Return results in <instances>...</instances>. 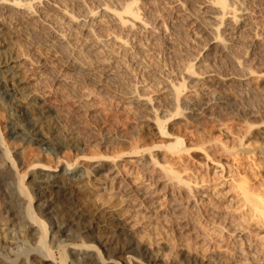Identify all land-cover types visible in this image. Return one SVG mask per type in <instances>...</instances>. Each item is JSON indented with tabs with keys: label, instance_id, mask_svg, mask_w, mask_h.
Returning <instances> with one entry per match:
<instances>
[{
	"label": "rangeland",
	"instance_id": "obj_1",
	"mask_svg": "<svg viewBox=\"0 0 264 264\" xmlns=\"http://www.w3.org/2000/svg\"><path fill=\"white\" fill-rule=\"evenodd\" d=\"M19 1L26 3L19 6L10 0H0V13L3 15L0 14V22L4 19L3 26L8 29L7 35L18 51L22 74L28 77L30 87L53 112V119H56L60 130L74 132L72 134L81 140L82 147L87 142H98L103 150L114 140L123 141L125 145L126 140L122 136L125 131L140 129V126L146 137L159 140L154 120L156 116L158 119L166 118L173 109L183 106L181 115L168 117L165 127L166 132L171 134L181 130L184 141L187 144L192 142L188 144V153L182 152L178 156L179 153L165 148H152V152L157 151V162L148 158V150L125 152L116 157H80L85 165H93L96 169L99 165L100 171L84 175L81 184L74 187L78 209L87 213L97 208L98 211L116 215L128 228L133 240L137 241V247L147 249L153 258L164 264L176 261V250L187 252L190 264H264V228L258 229L254 222H251V227L255 228L253 233L245 228V224L239 227L237 223L243 222L237 219L238 213L225 207L229 203L234 206L229 181L239 172V175L248 174L246 177L255 186L260 182L264 187V161L257 149V153L248 154L240 151L243 147L237 146V136L245 128L243 116H264V0H226L230 12L224 15L215 0ZM130 1L134 2H131L132 8L139 18L137 15L135 20L124 14L125 23L117 12L122 11L125 3ZM232 6L236 7V17ZM188 66L194 72L187 70ZM180 81L184 88L176 102L172 100L176 95L174 85ZM148 96L152 99L149 100ZM94 114L100 122L102 118L110 119L104 126L109 128L105 130L101 126L104 129L102 133H98L93 123ZM220 117L233 120L224 127ZM109 122L114 123L113 127ZM248 132L257 134L258 141L264 139L261 137H264V122L252 126ZM170 133L160 139H173ZM2 136L6 139L8 135L2 131ZM198 139L204 142L200 140L202 148L207 151L199 147ZM12 143H9L11 158L14 157L13 147H22V143ZM222 143L231 146L239 157L224 151ZM258 144L254 141L248 148H256ZM28 147L23 151V162L18 163L20 160L14 159L15 166H19L17 171L25 174L24 181H29V174L40 167L31 168L29 165L32 155L39 154V149ZM208 152H213L215 161ZM163 157L175 163L176 169L182 170L181 176L187 174L199 180L197 185L190 184L195 195L189 194L187 186L179 188L163 176L160 170ZM8 164L10 160L0 155V168L8 169ZM5 194L6 190H0L1 211V197ZM210 194L218 198L224 208L218 210L208 203L207 195ZM46 198L50 200L51 195H46ZM197 209L203 214V223L223 230L221 233L227 243H213L210 239L212 230L205 229L203 223H197L192 218ZM1 211L0 226H4L8 218ZM228 214L236 220L231 222ZM215 215L216 221L211 222ZM196 229L200 231L198 236ZM206 232H209V238L203 237ZM254 232L259 235H254ZM218 239L221 241L220 237ZM218 244L224 247L220 248ZM226 244L229 247H225ZM129 250L114 251L108 264H129V260L131 264H147L148 260L144 257L142 260L140 253L137 255L138 251L133 253L130 250V253Z\"/></svg>",
	"mask_w": 264,
	"mask_h": 264
},
{
	"label": "bare ground",
	"instance_id": "obj_2",
	"mask_svg": "<svg viewBox=\"0 0 264 264\" xmlns=\"http://www.w3.org/2000/svg\"><path fill=\"white\" fill-rule=\"evenodd\" d=\"M10 1H12L14 4H17L19 6L24 5L26 3V2H21L19 0H10ZM133 1H130V3L132 2L134 4V2H136V1H134V2ZM215 2L219 5L220 9L222 10L223 15L225 13L230 12V11L228 12V10H227V8H229L230 6H229V4H227L226 0H215ZM130 3L129 4H128V2L125 3V5L122 7V11L117 12V15L119 16L120 20H122L123 22L125 21V23L127 21L123 19L124 14H126V15L134 18V19L137 18V15H138L137 11L133 9L134 7L132 8V3L131 4ZM232 8H233V6H232ZM234 8H236V7H234ZM233 9H232V13L234 14L235 9L234 10ZM6 10H8V9L6 8ZM229 10H230V8H229ZM32 11H33V9H32ZM112 11H114V10L112 9ZM8 15H6V16H8ZM234 16H235V14H234ZM138 18H139V15H138ZM3 20H2V22H3ZM128 21H129V19H128ZM2 22H0V153H1L0 155H3L4 158H6V160L9 159L10 165L8 164V166H9L8 169L7 168H0V190H6L5 196L1 197L2 198L1 202L3 205L2 210L4 211L5 214H7V218H8L7 220L9 222L8 223L7 220L5 219L6 222H4V224H3L4 226H2V224L0 226V264H108L111 260L112 253L114 255V251H124L125 249H127V251L130 249V250H132L131 252H133L134 250L138 251L137 255H138V253H140V255L142 256V260H144L143 257L146 258L148 260L147 264H164L161 261L156 260L155 257L153 258L147 249L137 247V246H139V245H137V241L133 240L132 236L129 235L128 228L122 224V222L119 220V218L116 215H114L112 213L107 214L108 212L106 213L105 211H104L105 213L98 211L97 208H96V210L94 208H93L94 210H92L90 208L91 210H90V212H87L88 214L84 213V211L81 212V210H79L77 207L78 203L76 201V197H75L76 192L74 193V187L79 183L81 184L83 177H85L84 175L88 176V174L90 172H94L95 170L100 171L99 165H98L99 168H98V166H96L97 169L93 165H92L93 167L91 165H88V164L85 165L84 164L85 162L83 163V161H81L80 157H88V158H96V157H103V156H105V157H116V156H119L125 152H139V151L148 150L149 151V155H148L149 157L148 158L156 160V162H157V154H156L157 151L155 153L152 152L153 151L152 148L153 149L154 148L156 149V147L160 148V149L165 148L167 151H170L172 153H176V154L179 153L178 156H180V154L182 152L188 153V151H189L188 149L190 147V145H188V144L190 142H188V144H187L186 141H184V137L182 136V134H180L181 130H180V132H179V130L178 131L176 130L175 132H177V133H175V134L173 131L171 134L169 131L170 129L168 130L169 132H166V127H165V122L168 119V117L176 116L179 114L181 115L182 111H180V110H182L183 106L182 107H176L175 110L173 109L174 111L173 110L171 111V109H170L171 112L168 113V116H166V118H164L165 116H163L162 118L158 119L156 116V118L154 120H155L156 128H157L156 135L159 136V140L157 138H154V137L153 138L156 140L146 137L147 135L144 133V131L141 130L142 126H140L141 127V128L139 127L140 129L137 128L136 130L133 129V130L125 131V133L122 135L126 140L125 145L122 144L123 141H122V143H119V142H115V140L114 141L110 140L113 142H110L109 145L104 144L105 147H103V148H106V149L102 148L103 150H101V146H99L98 142L93 143V144H91V142L90 143L87 142L88 144L85 147H82L83 145L81 146V140L78 139L76 135L74 136V134H72L74 132L65 131L66 129H63L64 131L60 130L58 123L55 121L56 119L55 120L53 119L54 118L52 116V115H54L53 112L50 110L49 107L44 105L41 98L39 96H37L36 92L33 91L34 89L32 88V86L30 87V82L27 80L28 77L26 78L25 77L26 75L22 74L21 65H20L21 62L19 61L20 56L18 57V55H17L18 51L15 49L13 41H11L9 35H7L6 30H8V29H6L3 26ZM130 25H132L131 21H130ZM212 38H214V37H212ZM219 38H221V37H219ZM220 42H222V41H220ZM224 42H226V41H224ZM18 45H19V43H18ZM19 48H21V46ZM111 50H113V49H111ZM63 53H64V51H63ZM78 57H80V56H78ZM232 57H233V55H232ZM186 69L189 70L190 72H194V71H192L191 66H188ZM246 71H248V70H246ZM23 73H25V72L23 71ZM106 75H107V73H106ZM181 81H180V83L178 82L179 83L178 85H174V91H175L176 95H175V99L173 98L172 100H176V102L179 100L178 99L179 93L184 88V84L181 83ZM102 83H104V82H102ZM76 88H77V86H76ZM133 92H134V90H133ZM135 94H137V93H135ZM144 94H146V93H144ZM137 95H139V94H137ZM147 95H148V93H147ZM237 95H238V93H237ZM143 97H145V95H143ZM148 99L150 100V99H152V97L148 96ZM44 102H46V101L44 100ZM126 103H128V102H126ZM169 103H170V101H169ZM173 106H174V104H173ZM167 107H168V104H167ZM89 108H91V107H89ZM184 108H185V106H184ZM256 109L258 110V107ZM112 111L113 110L111 109V112ZM116 113L117 112H115L114 114H116ZM107 115H109V114H107ZM94 116H95V114H94ZM107 117H109V116H107ZM225 117H223V118L220 117L219 119H220L221 123L224 125V127L225 126L227 127L231 118H229V117L225 118ZM114 118H115V116H114ZM107 120L109 121L110 119L106 118L105 120H103V118H102V121L100 122V118L97 119V117H96L93 120L94 125L97 126L96 130L98 131V133L99 132L102 133V130H104L106 128V127L104 128V126L108 122ZM111 120H113V119H111ZM232 120H233V118H232ZM238 120L240 121V119H238ZM120 122H122V121H120ZM217 122H219V121H217ZM242 122L244 123V126H245L244 129L245 130L242 128L244 131L242 130V132L240 134H238V136H237L238 137L237 138L238 139V142H237L238 145L237 146H240L241 148L243 147L242 149H240V151H245L248 154L256 152L255 149H257V152L260 156V159H262L264 161V139H260V141H258L259 138L257 137V134H255V133L250 134L248 132V130L252 126L257 125L258 123H263L264 122V116L262 115L259 118L258 117L250 118L248 116H243ZM239 123H241V122H239ZM108 124H110V125L112 124V127H113L114 123L109 122ZM139 124H138V126H139ZM102 125H103L104 129L101 128ZM112 127H111V129H112ZM107 128H109V127H107ZM168 128H169V126H168ZM170 128H173V127H170ZM74 129H75V127H74ZM2 131L6 132V134L8 135L7 136V138H8L7 142H9V143L13 142L14 143L16 141V142H19V145H20V143H22L21 148H18L20 146H17V147L14 146L13 147V150H14V157L13 158H11V155L9 153V147L11 145L9 146V143H7L5 141L7 138L5 139V137L2 136ZM168 133H170V135L174 136V138L171 140L169 139V141H167L165 139L164 140L160 139L164 135H167ZM261 137L264 138L262 135H261ZM91 139H93V138H91ZM214 139H216V138H214ZM89 140H90V138H89ZM200 140L198 139L197 142L199 144V147L202 148V142L203 141L201 140L202 142H200ZM204 140H205V138H204ZM210 140H212V139H210ZM254 141L255 142L257 141V143H259L258 146L255 145L256 148L253 146L254 147L253 149L255 151L253 149H250L252 146L250 148H248ZM183 143H185V144H183ZM193 144L195 145L196 143H193ZM245 144L247 147L244 148ZM182 145H184V146H182ZM222 145L224 146L223 147L224 151H226L229 155H231V154L235 155L236 154V156L239 157L237 155V151H234L233 148H230L231 146H228L229 147L228 148L227 146H225L227 144L222 143ZM28 146L29 147L34 146L35 148L39 149V151H37V152H39V154H35V152L33 153L35 155H32V157L29 161V165H31V168H32V166L36 167V165H40V167H39V169H35V170L32 169L33 171L29 174V177H30L29 181L28 180L24 181V175L25 174H23L24 172L20 173L17 171L16 168L19 166H15L14 159L17 158L16 160H18V161L20 160L18 163L23 162V160H24L23 159V153H24L23 151L24 150L26 151V149H27L26 147H28ZM204 146L205 145H203V147ZM202 149H204V148H202ZM202 149H200V150H202ZM205 149H204V151L208 150V149H206V150ZM212 153L208 152V154H211V156H210L211 159L213 158ZM208 154L206 153L207 157H209ZM238 154H239V151H238ZM254 155H253V157H255ZM50 156H52V157H50ZM250 157H252V156H250ZM213 159L215 161V158H213ZM162 160H163L162 161L163 164L160 166L161 167L160 170H162L163 176H165L167 178V180H170L171 183L173 181L174 182L173 184H176L177 186H179V188L182 185L187 186V188L191 192V193L189 192V194L195 195V193H194L195 191L193 189V186L191 187L190 184L193 182L194 185H197V184H199V180L197 181L194 178H193L194 179L193 180L187 174L185 176H181L182 170L179 171L180 169H178V168L176 169L174 166L175 163L174 164L170 163V161H168L167 158L164 159V157L162 158ZM174 160H175V158H174ZM179 160H180V158H179ZM235 161H236V159H235ZM96 164H97V162H96ZM218 164H220V163H218ZM185 168H188V167H185ZM184 172H183V174H184ZM239 173L237 175H239ZM94 174H95V172H94ZM237 175H235V176H237ZM235 176L232 177V179H230L231 181H229V182H231V183H229V185H230V190H232L233 199H234V204H233L234 206L233 207H232V205H230V203H229V206L223 205L222 202L218 198H215L211 194L207 195V197L209 198V199H207V201L210 204L212 203L213 205L212 204L211 205L215 206L216 209H218V210L221 208H224L223 206H225L228 209L230 208V212H233V213L237 212L238 213L236 216L237 219L239 218L243 222V223H241L240 221L239 222L237 221L238 222L237 225H239V227H241L243 224H245L244 225L245 228L246 227L249 228L248 230H250V232L252 231L251 233H253L255 228H252L253 226L251 224H253V223H251V222H254V224H256L257 227L259 226L258 229L261 227L264 228V187L262 188L263 183L259 182L257 184L258 186H255V184H253L252 182H250L248 180V178L245 176V174L244 175L240 174L238 177H235ZM230 178H231V176H230ZM93 185H94V183L92 184V186ZM217 193L218 192H216V194ZM48 194L51 195L50 200H48L46 198V195H48ZM2 195H4V194H2ZM223 195L224 194H222V196ZM106 200H107V198H106ZM108 200H109V198H108ZM82 205H84V204H82ZM198 209H200V208H198ZM198 209H197V212L194 213L196 215L193 214L192 218H194L195 221H197V223L198 222L203 223L204 222L203 221V214ZM3 211H1V212H3ZM233 213H231V214H233ZM0 216L2 217V215H0ZM230 216L231 215H229V218H231ZM212 217L211 218L213 220L211 219L212 220L211 222H215L216 221L215 220L216 215L212 216ZM194 219H192V220H194ZM230 220H231V222H234L236 219L232 216V218ZM140 221H142V219ZM219 223H221V222H219ZM240 224H241V226H240ZM207 225H208L207 222L202 224V226L205 229H208L209 231L212 230L210 232L211 233L210 239L213 240V243L215 245H217L216 242L219 243V242L224 241V243H227V242H225L226 239L224 238V235L221 233L223 231L222 229L217 230L214 228L215 226L211 227L214 229H211L210 225L209 226H207ZM212 226H213V224H212ZM244 226H242V227H244ZM193 228H195V227H193ZM222 228H224V227H222ZM229 229H231V228H229ZM199 232H200L199 229H196V236H198L200 234ZM203 232H204V230H203ZM255 232H254V235H257L258 233L255 234ZM207 233H209V232H206V234ZM162 234L163 233H161V235ZM215 234H216V236H215ZM207 236H208V234L206 236H203V237H207ZM218 236L220 237L221 241L218 239L219 238ZM207 238H209V236ZM262 239L264 240V237ZM206 244H208V243H206ZM221 246H223V244L222 245L218 244V247L221 248ZM226 246H227V244L225 245V247ZM227 247H229V246H227ZM206 249H208V248L206 247ZM130 250H129V252H130ZM229 250H230V248H229ZM127 251H125V252L128 253ZM205 251H207V250H205ZM175 252H176L177 258H176V261L172 264H190L189 260H191V259L188 258L187 252L180 251V250H176ZM233 253H235V250ZM223 259H225V258H223ZM225 261L227 263L226 259H225ZM129 262H130L129 264H131L130 260H129ZM132 264H133V262H132Z\"/></svg>",
	"mask_w": 264,
	"mask_h": 264
}]
</instances>
